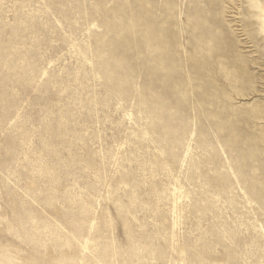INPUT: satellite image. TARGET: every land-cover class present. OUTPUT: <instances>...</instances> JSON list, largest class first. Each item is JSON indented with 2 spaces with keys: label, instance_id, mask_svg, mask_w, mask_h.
I'll return each instance as SVG.
<instances>
[{
  "label": "rangeland",
  "instance_id": "obj_1",
  "mask_svg": "<svg viewBox=\"0 0 264 264\" xmlns=\"http://www.w3.org/2000/svg\"><path fill=\"white\" fill-rule=\"evenodd\" d=\"M255 2L0 0V264H264Z\"/></svg>",
  "mask_w": 264,
  "mask_h": 264
},
{
  "label": "bare ground",
  "instance_id": "obj_2",
  "mask_svg": "<svg viewBox=\"0 0 264 264\" xmlns=\"http://www.w3.org/2000/svg\"><path fill=\"white\" fill-rule=\"evenodd\" d=\"M255 5H256L255 8L259 9L260 12L262 13L263 27L261 28V31H262V33L264 35V7L261 6L260 4H258V2ZM140 27H141V39H140V42H141L142 39H143V35L145 34L146 29L144 28L145 25L143 23L140 25ZM152 31L153 32H158V33H152L151 34V32H150L148 34V37L144 38V40L147 41L150 44V46H148L149 48H152L153 50L159 52V53H157L158 54L157 58H159L161 53H162V51H165V52L167 51V53H168L171 50L170 46H172V42L168 38H166L165 35L162 34V32L157 31L156 29H152ZM161 38L163 39V41L166 44L165 48H164V46L161 43L162 42L160 40ZM141 69H143V68H141Z\"/></svg>",
  "mask_w": 264,
  "mask_h": 264
}]
</instances>
